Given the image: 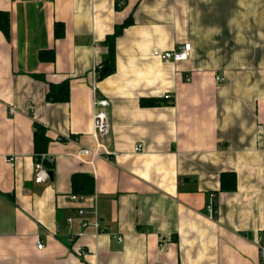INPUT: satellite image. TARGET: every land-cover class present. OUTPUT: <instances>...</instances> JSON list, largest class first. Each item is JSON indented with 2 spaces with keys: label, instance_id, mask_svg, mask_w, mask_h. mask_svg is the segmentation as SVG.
Here are the masks:
<instances>
[{
  "label": "crops",
  "instance_id": "1",
  "mask_svg": "<svg viewBox=\"0 0 264 264\" xmlns=\"http://www.w3.org/2000/svg\"><path fill=\"white\" fill-rule=\"evenodd\" d=\"M0 11V264H264V0H0ZM119 25L114 68L95 77ZM184 42L185 60L153 55ZM65 79L68 100L47 99ZM95 93L110 122L97 141ZM34 122L50 137L41 182ZM222 172L235 190L218 191ZM73 174L93 176V191L74 192Z\"/></svg>",
  "mask_w": 264,
  "mask_h": 264
},
{
  "label": "trees",
  "instance_id": "2",
  "mask_svg": "<svg viewBox=\"0 0 264 264\" xmlns=\"http://www.w3.org/2000/svg\"><path fill=\"white\" fill-rule=\"evenodd\" d=\"M123 25L115 27L114 32L107 38L109 46V54L103 61V65L100 66L99 78L109 74L113 68V40L121 32ZM0 30L3 32L5 37L9 39L10 28H9V15L6 11H0ZM64 34L63 25L60 22L54 24V36L56 38L62 37ZM38 58L40 61H52L54 59L53 50H42L39 52ZM47 99L52 101H67L69 97V81L63 80L57 84H50L46 94ZM142 106H151L158 104V100L149 97H143L140 99ZM50 141V137L46 133L44 125L34 122L33 131V151L34 159L42 162L46 167L52 168V163L49 162L46 157H42V154H46L47 146ZM94 178L90 175L73 174L72 186L73 191L77 193H91L93 191ZM236 189V175L234 172H222L219 175V188L220 192L233 191Z\"/></svg>",
  "mask_w": 264,
  "mask_h": 264
},
{
  "label": "built area",
  "instance_id": "3",
  "mask_svg": "<svg viewBox=\"0 0 264 264\" xmlns=\"http://www.w3.org/2000/svg\"><path fill=\"white\" fill-rule=\"evenodd\" d=\"M190 50H191L190 42H184L181 45L174 47L173 49L164 50V51L154 50L153 55L157 56L163 60L177 62V61L185 60L189 56ZM99 71H100V66L99 67L97 66L96 68L93 69L92 73L95 77H98ZM216 80L220 81L221 77L219 75H217ZM164 99H170V95L166 94L164 96ZM93 105H94V111H93L92 138L95 141H97L98 138H106L110 132V122L108 119L109 100L106 97L101 96V95H97L95 93L93 96ZM135 150H137V151L140 150V145H136ZM81 152L84 154L93 155V156H97L100 154L98 150L90 149V148H83V149H81ZM108 154L114 155L115 153L113 151H111V152L107 151L106 156ZM42 157H46V154H42ZM7 160L12 165L13 158L9 157ZM35 169L37 171L36 176H35L36 182H41L45 178L49 177L48 172H47L48 170L46 168H44L42 162L37 160V159H35ZM71 199L77 200L78 197H77V195H71ZM206 208H207V211H208L210 216L214 215L215 209H214L212 201H210L207 204ZM78 212L80 214H82L84 212V210L79 209ZM67 221L71 222V217H68ZM92 225H93L94 231L96 233H98V232L100 233V232L105 231L104 228L100 225V222H99L97 217L92 222ZM57 227H59V225H57ZM79 234H81V233H79ZM74 237H75L74 234H69L68 240L73 241ZM116 237L119 240H121V237L119 235H117ZM37 246H38V248H41L42 243L37 242ZM259 255H260L261 261L264 263V246L261 244L259 245ZM154 264H158V263H154Z\"/></svg>",
  "mask_w": 264,
  "mask_h": 264
},
{
  "label": "water",
  "instance_id": "4",
  "mask_svg": "<svg viewBox=\"0 0 264 264\" xmlns=\"http://www.w3.org/2000/svg\"><path fill=\"white\" fill-rule=\"evenodd\" d=\"M47 172H48L49 177H51L52 176V171L48 170Z\"/></svg>",
  "mask_w": 264,
  "mask_h": 264
}]
</instances>
